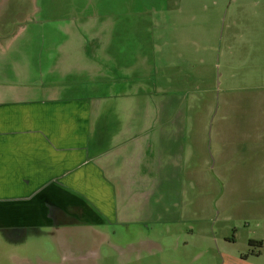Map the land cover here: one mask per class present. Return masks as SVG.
I'll return each instance as SVG.
<instances>
[{"label":"crops","instance_id":"0c3cea01","mask_svg":"<svg viewBox=\"0 0 264 264\" xmlns=\"http://www.w3.org/2000/svg\"><path fill=\"white\" fill-rule=\"evenodd\" d=\"M86 33L69 47L65 30L46 57L31 52L45 43L29 41L26 53L0 38V234L53 235L57 209L95 235L107 224L197 219L198 177L215 166L246 179L253 200L240 207L264 217V108L231 124L188 117L162 90L99 92L103 66ZM93 82L92 92L78 85Z\"/></svg>","mask_w":264,"mask_h":264},{"label":"rangeland","instance_id":"374dc122","mask_svg":"<svg viewBox=\"0 0 264 264\" xmlns=\"http://www.w3.org/2000/svg\"><path fill=\"white\" fill-rule=\"evenodd\" d=\"M78 28L103 66L99 92L162 90L193 119H261L264 0H0L1 40L26 53L29 41L45 43L34 56L54 52L65 30L73 46ZM95 82L78 85L92 92ZM224 171L200 173L197 219L103 225L105 235L88 248L72 239L71 251L55 235L0 234V264H264V217L240 207L253 200L246 179Z\"/></svg>","mask_w":264,"mask_h":264},{"label":"flooded vegetation","instance_id":"af4514ba","mask_svg":"<svg viewBox=\"0 0 264 264\" xmlns=\"http://www.w3.org/2000/svg\"><path fill=\"white\" fill-rule=\"evenodd\" d=\"M58 210V209H57ZM55 211V220L52 225V229L50 230L53 235H55L58 240L60 241V244L63 248L66 250H72L73 244L72 239H74L77 242H82V237H84V243L83 245L88 248L93 242V238L99 237V235H95L90 230H88L84 224L81 222L79 223L77 220H75L73 217L63 215V212L60 210ZM82 236V237H81ZM94 236V237H92ZM83 247V246H82ZM72 248V249H71ZM90 250L88 253L84 254L85 260L87 262V259L90 257ZM83 257V254H82Z\"/></svg>","mask_w":264,"mask_h":264},{"label":"trees","instance_id":"16d2710c","mask_svg":"<svg viewBox=\"0 0 264 264\" xmlns=\"http://www.w3.org/2000/svg\"><path fill=\"white\" fill-rule=\"evenodd\" d=\"M250 242L253 243L254 241L251 240Z\"/></svg>","mask_w":264,"mask_h":264}]
</instances>
